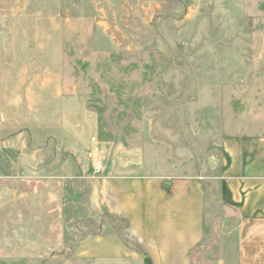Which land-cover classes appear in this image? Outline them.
Masks as SVG:
<instances>
[{
  "label": "rangeland",
  "instance_id": "1",
  "mask_svg": "<svg viewBox=\"0 0 264 264\" xmlns=\"http://www.w3.org/2000/svg\"><path fill=\"white\" fill-rule=\"evenodd\" d=\"M237 135H264V0H0V264H94L107 232L142 251L104 181L160 176L210 184L193 264H236Z\"/></svg>",
  "mask_w": 264,
  "mask_h": 264
},
{
  "label": "crops",
  "instance_id": "2",
  "mask_svg": "<svg viewBox=\"0 0 264 264\" xmlns=\"http://www.w3.org/2000/svg\"><path fill=\"white\" fill-rule=\"evenodd\" d=\"M221 205L238 218L236 264H264V135L225 136L221 143ZM210 184L199 177H117L104 181L103 203L128 219L142 251L114 232L87 239L80 250L94 264H193L206 243L214 203ZM209 193V196H208ZM208 257V255H207ZM224 251L215 264H229Z\"/></svg>",
  "mask_w": 264,
  "mask_h": 264
}]
</instances>
